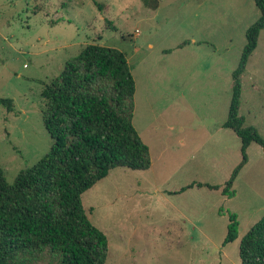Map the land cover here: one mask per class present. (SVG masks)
<instances>
[{
  "label": "rangeland",
  "instance_id": "rangeland-1",
  "mask_svg": "<svg viewBox=\"0 0 264 264\" xmlns=\"http://www.w3.org/2000/svg\"><path fill=\"white\" fill-rule=\"evenodd\" d=\"M258 17L254 0H0V97L14 104L0 105L6 181L53 144L44 84L86 43L116 47L135 81L132 123L151 162L115 167L81 194L107 237L103 264H240L239 240L264 214V148L250 143L231 196L222 194L241 159L240 139L222 123L245 30ZM239 114L264 137V29L241 75ZM227 211L236 236L224 242ZM19 256L58 261L47 248Z\"/></svg>",
  "mask_w": 264,
  "mask_h": 264
},
{
  "label": "trees",
  "instance_id": "trees-1",
  "mask_svg": "<svg viewBox=\"0 0 264 264\" xmlns=\"http://www.w3.org/2000/svg\"><path fill=\"white\" fill-rule=\"evenodd\" d=\"M254 2L259 17L245 30L222 123L240 139L241 159L222 189L227 196L248 160L250 143L264 148V137L252 125H245L239 114L241 75L264 29V0ZM105 82L110 84L109 90L101 87ZM134 93L135 81L125 54L98 43H86L44 84L42 119L53 144L36 163L21 169L12 183L0 168V264H28L19 255L38 254L44 248L58 254L55 264L104 263L107 237L89 220L81 194L115 167L149 168L148 147L132 123ZM0 105L7 111L14 109L11 98L0 97ZM227 216L224 242L236 236V214L227 211ZM238 257L240 264H264V214L241 236Z\"/></svg>",
  "mask_w": 264,
  "mask_h": 264
}]
</instances>
